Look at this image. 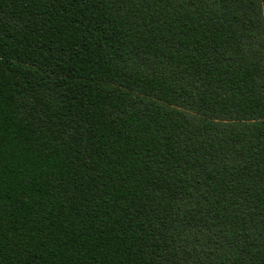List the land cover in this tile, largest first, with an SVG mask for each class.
<instances>
[{"label": "trees", "instance_id": "obj_1", "mask_svg": "<svg viewBox=\"0 0 264 264\" xmlns=\"http://www.w3.org/2000/svg\"><path fill=\"white\" fill-rule=\"evenodd\" d=\"M0 264H264V0H0Z\"/></svg>", "mask_w": 264, "mask_h": 264}]
</instances>
